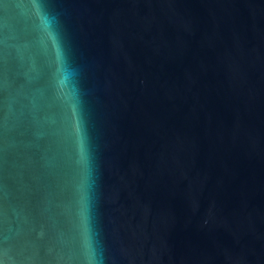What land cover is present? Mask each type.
I'll return each instance as SVG.
<instances>
[{"label": "water", "instance_id": "obj_1", "mask_svg": "<svg viewBox=\"0 0 264 264\" xmlns=\"http://www.w3.org/2000/svg\"><path fill=\"white\" fill-rule=\"evenodd\" d=\"M0 264H264V0H0Z\"/></svg>", "mask_w": 264, "mask_h": 264}]
</instances>
